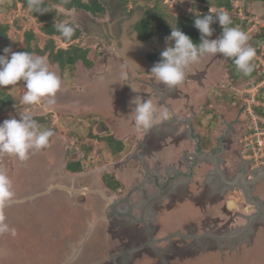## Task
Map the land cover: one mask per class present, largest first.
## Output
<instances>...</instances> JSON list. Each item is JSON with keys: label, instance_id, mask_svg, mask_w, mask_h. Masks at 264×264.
Instances as JSON below:
<instances>
[{"label": "rangeland", "instance_id": "1", "mask_svg": "<svg viewBox=\"0 0 264 264\" xmlns=\"http://www.w3.org/2000/svg\"><path fill=\"white\" fill-rule=\"evenodd\" d=\"M160 1L127 0L129 10L125 13L123 22L138 15L137 10H144L145 13L149 11L148 16L151 14L150 11L153 14L157 5L162 4ZM231 1L232 9L228 11L232 22L237 23L233 27H239L248 35L250 45L253 33L261 29L260 26L252 27L250 22L255 19L264 20V3L256 0ZM0 2L2 3L0 25L10 26L8 35L11 37L9 41L13 47L9 48L15 52V46H20L24 33L32 28L38 31L39 25L30 10L23 9L21 4L13 8L14 0ZM191 4L190 1L184 0L163 1L166 11L174 15L183 13L192 16L204 12V6ZM132 26L135 24L130 27ZM217 27L222 29L218 22ZM83 34L87 41L83 40L85 43L80 41L79 45L91 52L88 59L93 63V68L86 71L87 67L83 62L66 71L49 65L62 82L61 89L54 97L55 104L46 109L44 107L46 100H43L40 105H30L23 110L11 111L4 118L6 120L14 117L19 120V113H24L25 110L31 116L49 115L50 122L46 128L55 127L56 136L49 142L47 148L30 151L25 161L8 154H0V172L9 177L11 191L14 193L11 200L0 205V216H3V222L9 229L16 230L15 236L11 231L0 233V264H264V198L262 204L260 202L262 206L258 202L259 207L253 210V214L249 208L244 216L246 220L243 221L241 218L236 222L235 205L233 207L229 205L224 210L225 201H232L233 198L240 201L241 214L245 213L244 208L251 206L245 200L246 195L242 194L241 189L247 190L243 187L245 185L238 183L239 189L231 185L235 184L236 179L234 174L230 177L232 173L228 175L225 183L218 175L207 180L203 176L205 172H200V178L197 180L199 183L196 185L194 181L191 184L188 179L190 172L186 166H181V163L185 162L181 161L183 156L179 155L171 157L175 162L174 167H171L177 168V174L170 172L169 167H166L164 171L153 168L154 172L150 176V168L146 163H144L146 167H143L138 161L144 159L145 152L149 153L147 149L143 150V154L139 153L141 156L136 157L128 153L121 161L112 163L109 156L103 155V150H99L100 154H92L85 161L83 174L66 173V164L76 155L75 153H78L75 150L68 154V150L82 144L90 143L93 146V140L89 138L95 134L100 138L105 135L92 130L96 126V118L106 122L110 116L109 110H113L110 119L119 117V120H122V115L115 112V102L121 97L125 84L126 87L131 86L128 91L129 99L136 96L145 98L148 93L153 96L155 88L158 91L160 89L159 94H163L167 87L150 73L138 75L120 58L107 39L95 37L85 30ZM5 46L8 48L7 44ZM258 47L254 49L259 56L261 51ZM192 78L199 79L201 84ZM91 82L94 83L89 85ZM239 87L230 79L225 59L217 55L203 57L199 63L191 65L186 70L184 81L174 88H182L187 96L191 92L189 99L188 97L180 99L178 101L180 104L177 102L180 107L182 106L179 110L181 115H195L199 109L200 113H203L206 107L217 109L220 115L221 109L225 114L224 120L230 123L231 112L233 110L237 112L236 108L240 107L238 103L240 97L235 92L242 91L238 89ZM21 89L23 95L26 90L23 87ZM206 116L212 117L209 112ZM206 119L205 122H208ZM130 120L122 121L121 125L129 123ZM105 126L108 127L109 124ZM132 126L133 128L129 126L131 128L129 132H137V128L134 129L135 125ZM181 128L182 132L176 135H181L187 126L182 125ZM223 128H227L225 131L228 130L227 125ZM208 129L211 128L208 126ZM118 132L122 134L125 131ZM226 133L228 136V131ZM140 143L136 145L139 146ZM134 146L130 145L129 149L132 150ZM94 147L95 153L100 147L97 145ZM240 149L239 146V151ZM169 151L173 153L171 149ZM183 152L182 147H177L176 155ZM184 158L188 161L190 159L187 155H184ZM243 163L241 161V166ZM188 164L190 166L191 161L186 163ZM101 167L104 169L101 170ZM241 171V169L237 171L239 176L243 173ZM248 171L251 173L247 169L244 172L245 176H248ZM251 174L253 179L257 175L256 172ZM104 175L126 179L130 194L127 191L123 196H113L105 191L102 181ZM154 176L157 181L151 179L146 183L148 178ZM179 178H184V181ZM142 181L147 186L140 189ZM82 183L88 184L89 189L104 191L107 197L113 198V201L109 204L99 195H75L63 190L40 195L56 185L79 188L83 186ZM260 185L264 186V182ZM231 188H233L231 191L237 192L236 195L227 194L226 200L220 205H213L214 202H211L205 208L201 205L202 210L199 205H194V202L199 203L198 200L202 197L218 202L219 193ZM133 190L138 191L129 200L127 195L130 196ZM261 192L264 195V188L256 192L254 197H258ZM184 193L189 194L187 199L182 197ZM251 195L253 196V193ZM125 196L129 201L124 204L122 202ZM30 197L35 198L21 202ZM176 200L180 201L173 207L172 204ZM253 215L262 218L252 220ZM245 230H247L245 235L241 234L240 239L232 238L233 233H244ZM250 232L252 236L249 235Z\"/></svg>", "mask_w": 264, "mask_h": 264}, {"label": "clouds", "instance_id": "2", "mask_svg": "<svg viewBox=\"0 0 264 264\" xmlns=\"http://www.w3.org/2000/svg\"><path fill=\"white\" fill-rule=\"evenodd\" d=\"M27 7L39 14L48 12L42 0H27ZM217 22L222 27V34L216 39H210L213 36L212 25ZM232 23L230 15L224 10L214 12L210 8L208 14L195 13L194 27L200 33L199 43L194 42L179 27L172 26L171 34L166 40L174 44L161 52V59L151 68L150 74L172 89L184 81L186 70L199 63L201 58L221 55L223 58H233L237 70L246 76L250 75L254 70L251 61L256 56V50L248 44V35L239 27L231 26ZM54 28L65 40H70L74 34V28L64 22L54 23ZM3 52L0 55V87L14 86L23 81L26 91L21 97L22 104L40 105L46 100V109L54 105V97L61 89L62 82L50 69L46 58L27 51L13 52L11 48H5ZM129 63L136 71L143 72L141 66L135 62ZM130 107L128 118L134 121L138 130H148L161 120L170 118L166 108L158 111L151 97L145 99L136 96L130 101ZM19 115V120L13 117L0 123V154H8L25 161L30 151H40L49 146L54 131L41 129L26 110ZM13 196L11 180L4 172H0V205L11 200ZM3 220V216H0V233L11 231L15 236L16 230L9 229Z\"/></svg>", "mask_w": 264, "mask_h": 264}, {"label": "crops", "instance_id": "3", "mask_svg": "<svg viewBox=\"0 0 264 264\" xmlns=\"http://www.w3.org/2000/svg\"><path fill=\"white\" fill-rule=\"evenodd\" d=\"M19 4H17V6ZM71 14H72V12H71ZM34 19L36 21V18H34ZM102 22H104V21H102ZM105 22L106 23H104L105 25L103 24L102 29L105 30V31L108 29V34L110 35L109 25H111V31H112L113 24L112 23L109 24L110 21H107V20ZM36 23H37V21H36ZM37 25H39V24L37 23ZM133 29H135V30H133V32H135L136 31V27H134ZM30 30H32L41 39H44L45 40L47 38V35L43 34L40 31V28H39L38 31L35 30V29H33V28L32 29H29V31ZM119 30H120V28H119ZM112 33H113V35H116V34H114L113 31H112ZM120 33H121V30H120ZM91 34L93 36H95V37L96 36H99V35H96L95 32L94 33H91ZM129 34H131V33H129ZM119 37H120V35H119ZM138 37H139V33H138ZM156 37H159V36H156ZM8 38H9V40H11V37L9 35H8ZM101 38H103V37H101ZM154 39H155V37H154ZM154 39L151 40V41H148V40H146V41H148L150 43H153L154 42ZM83 40H86L87 41V37H85V35H82L78 40L74 41L75 43L72 42V44L73 43L74 44H80V41H82V43H85L86 41H83ZM55 41H56L57 47L58 48H62V49H67L70 45H72V44H66V43H64L58 37L55 38ZM113 42H114V40H113ZM20 43L21 44H20L19 47H17V45L15 46V48H16L15 51L21 47L23 41L20 42ZM159 43L161 44V46H164L163 45L164 43L161 41L160 37H159ZM42 48H43V46H42ZM161 49H162V47L157 48V49H152V50H159V51H161ZM152 50H151V52H152ZM89 54H91V52ZM45 58H46L48 64L51 67H58V69H59V66L57 64H54L53 65V64L49 63L47 57H45ZM125 63L127 64V62H125ZM76 66H77V64L75 66H73V67H76ZM130 68L133 69L132 67H130ZM85 70L87 71L88 68H85ZM133 71H135V70L133 69ZM137 74H139V73H137ZM192 79H193V81H197L198 83L201 84V81L199 79H197V80L195 78H192ZM94 82H96V81H94ZM94 82H91L89 85H91ZM78 85H79V83H78ZM79 86H81V85H79ZM124 86L125 87H124L123 91H125L126 96L128 95L130 97V94L128 93V91H129V87H131V86H127L126 87V84ZM245 86L246 85H242L238 89H242L243 90L245 88ZM87 87H90V86L87 85ZM162 90L163 89H161V91ZM159 91H160V89H159ZM159 91L157 90V88H155L154 89V92H153V96L150 95L151 93H148L147 95H145V99H146V97L148 98V97H151L152 96V98H154V99H152L153 100V103L157 107L158 111H163V109L166 108L169 111L170 118L168 120H161L158 124L154 125L152 128H150L148 130H143V129H139L138 130L137 129L138 130L137 132H132V133L129 132V129L133 128V126H132V125H134V121L133 120H130L129 119L130 122L127 123V124H125V125H121V122L122 121H119L120 122L119 125H121L123 127H122V129H118V131L119 130L120 131L121 130L122 131H125V132H122V134L120 133V136L122 137V140H123L122 143H123V146L124 147L120 145V147H122L123 150L121 149V152H119L117 154V155H119V158H117V159L114 158L113 159L114 155H116V154H113L112 151L109 150L107 146L100 145L101 143L98 144V143H94L93 142V144H97V146H99L100 148L101 147H102V149L104 148L103 149V155L104 154H107L109 156V160H110L111 163L112 162L121 161L124 156H127L128 155V153H130L132 156L135 155L136 157L141 156L140 154H143V150L144 149H147V151L149 153L145 152L143 154L144 159L143 160L138 159V161H140L141 164H143L142 165L143 167H146L144 165V163H146V165L150 168V176L154 172V169L160 170V171H164L166 167H169L168 170L170 172H172L174 174H177L178 173L177 172V168L175 169V168H172L171 167V166L174 167L173 164H175L174 160L172 161L171 157L172 156H179L180 155L181 157L183 156L182 159H181V161L182 162H185V163H181V166H186L188 168V171L190 172L188 179L191 181V184L194 181L196 182V185H197V183H199V181H197V180H198V178H200V176H199V173L200 172H205L203 174V176L207 180L214 179L215 178L214 176H217L218 175V176L221 177L220 178L221 181H223V182L226 183L225 180L228 179V175H230L231 173L232 174L230 175V177L231 176L233 177V174H234L235 175V178L237 179V177L239 176V174H237V171H239V168H241V170H242L241 172H243V176L239 177V179H237V180L235 179V181H236L235 184H232V185H234L233 188H238L239 187V184L238 183H243L244 184L243 181L246 182V181L253 180V178H252L253 175L251 173H253V172L255 173V168H251L250 165H249V163L247 161H245L244 158H243L244 150H243V146L241 144V141H242L243 137L246 136L248 134V132H249V120H248V117L246 115V112L244 111V107H243L244 104L242 102V97L239 94V90L238 91L235 90V92L238 93L237 96L240 97L238 99V103L240 104V107H238V109L236 108L237 112H235V110H233V112H231L232 117H231L230 120H232V121L230 123H228L226 120H224V119H226L225 118V114H223V112H221V109H220V115H218L219 112L216 111L217 109L216 110L215 109L213 110V109H209L208 107H206V109H205V111L203 113H200L199 112L200 113L198 115L199 124H197L195 122V125H193L191 127H189V126L192 125V123H193L192 120L194 119V116L196 115V113L198 111L195 113V115L184 116V115H181V112L179 111L182 106L180 107V105H178V103H179L178 101L180 99H186L187 97L189 99L190 96H191V92L187 96L186 93L183 91L182 88L181 89H179V88L178 89L177 88L169 89L168 87H166L165 90H163V94H161V93L159 94L158 93ZM131 99H129V100L131 101ZM93 101H95V99H93ZM207 105H208V103H207ZM161 106H163V107H161ZM186 108L189 109V107H186ZM199 111H200V109H199ZM208 112L211 113V116L212 117L206 116V113H208ZM109 113H110V110H109ZM110 116H111V113H110ZM206 118L209 120L208 122H205V119ZM241 121H242V123L240 124ZM206 123L208 124L209 128H211L210 130L208 129V126H205V127L203 126ZM182 125H184L185 127L187 126V128H185L184 132L181 135L180 134L179 135H176V134L182 132L181 131L182 130V128H181ZM224 125H227V127H228V130H227L228 131V136H227V133H226L227 131H225L227 128H225V129L223 128ZM241 125H242V127H241ZM229 128H230V130H229ZM134 129H136V127ZM198 129H200V130H198ZM241 131H244V132H241ZM192 134H195V135L199 134V135H201L200 138H197V142L199 141V143L201 145H203V148H204L203 152H201V153H195V152H193V146H194L193 141H190V140L187 141V137H190V135H192ZM181 136L183 138H181ZM127 138H135L136 139V142L134 144L135 146H134V148L132 150L129 149V146L130 145L126 141ZM217 141H220L219 142L220 145H221L220 146V148H221L220 151L218 153L210 152L212 150V148H214L215 146H217L216 145L217 144ZM139 142H141L139 144V146L136 145V143H139ZM149 143H152V144H149ZM141 146H142V148H141ZM187 146H189V148ZM239 146L241 148L240 151H239ZM177 147H182L184 149V152L182 154L177 153V155H176ZM76 148H78V147H76ZM78 149H79L77 151L78 153H75V154H80L81 153V148H78ZM169 149H171L173 153H170ZM105 150H106V152H104ZM97 152L98 151H95V153H93V154H97ZM180 152H182V151H180ZM183 154L184 155H187L190 158L189 161L184 158V155ZM234 155H235V157H234ZM99 161H100V159L97 160V162H99ZM190 161H191V165L190 166H189V164L186 165V163H189ZM241 161L244 162L242 166H241ZM147 162H148V164H147ZM183 164H185V165H183ZM98 168H100V167H98ZM103 169H104V167H101V170H103ZM151 169H153V170H151ZM247 169L250 170L251 173H249V171H248V176L246 175L247 176V178H246L244 172ZM258 170L259 171H263L264 169H258ZM80 174H83V173H80ZM108 174H109V172H108ZM111 176H113V175H111ZM181 177H183V176H181ZM114 178L117 181L120 182L121 186L123 187V192L121 194H116V193L112 192L111 190L107 189L105 187V185L103 184L104 189H106L105 191L111 193V195H113V196H123V194L125 192H127V191L130 194L129 189H128V184L126 183V179H122V178L121 179L120 178L118 179V177H115V176H114ZM151 179H153L154 181L155 180L157 181V178L154 176V177L148 178L146 180V183L149 182ZM181 179H182V181H184L183 180L184 178H179V180H181ZM262 180H263L262 182L260 181L254 187H251L252 188V193H253V191H254V193L259 192V191L262 190V188H264V186H261L260 185L261 183L263 184V182H264V179H262ZM146 183H143V181H142L141 186H139V188L140 189H143V187L147 186ZM133 186H132V189L135 187V186L134 187ZM243 187H245V186H243ZM68 188H73V189H81L82 188V189L98 190V191H100L99 189H89L88 184H86V183H84L83 186H81L79 188H74V187H68ZM233 188H231L230 190L227 189L225 191L222 190L219 193V197L220 198L218 197V202L212 201L210 199H207L206 197H202V198H200V200H198L199 203L194 202L195 203L194 205H196V206L199 205V208L201 210L203 209L201 205H203L204 208H205L208 204H211V202H214L213 205L214 204L220 205L222 203V201L226 200L227 194L228 195H230V194H235L236 195V193H237L236 191H231ZM258 189H260V190H258ZM241 190H242V194L244 193L246 195L245 200H247V202L249 203V205L251 207L248 206V207L244 208L245 209V213L241 214L239 212L242 209L241 208L242 205H241L240 201L238 202L236 200V198H233V200L231 199L234 202V204H235L234 207H236V210L238 212L237 213L235 211L236 214L234 215V217H235L234 219H235L236 222H238L241 218L243 219V221L246 220L244 216H245V214L248 213L247 212L248 209L250 208L249 211H251V214H253V210L254 209H257L259 207L258 202H259V204H260V202L262 204V202H263L262 200L264 198V195L262 194V192L258 195V197H255L254 199H252L253 196L251 195V193L250 194H247L248 191L246 189H241ZM63 191H67V190H63ZM137 191L138 190H133V191H131V195L130 196L127 195L128 198H129V200H131L130 198H132L134 196L133 194H136ZM67 192H69V191H67ZM100 192H102V191H100ZM69 193H72V192H69ZM102 193H104L105 196H107L104 191ZM72 194H74V193H72ZM75 195H83V194H75ZM87 195H99V194H87ZM188 195L189 194L185 195V193H184L182 195V197L184 199H187V196ZM83 196H86V195H83ZM99 196H101V195H99ZM109 198H111L112 201H113V198L112 197H109ZM128 201H127V197L125 196V199H124V201L122 203L125 204ZM179 201L180 200H178V201L176 200L172 204L173 207ZM195 201H197V199ZM225 202L226 203L224 205V210H226L229 207V202L230 201L228 200V201H225ZM260 214L261 213H259V215ZM259 215H253V217L251 219L254 220V219H260V217L262 218V216H259ZM246 231L247 230H245L244 233L243 232L233 233L231 236L234 239H236V238L240 239L241 238V234H242V236L245 235ZM255 231H256V229H255ZM249 235L252 236L253 235L252 232H250Z\"/></svg>", "mask_w": 264, "mask_h": 264}, {"label": "trees", "instance_id": "4", "mask_svg": "<svg viewBox=\"0 0 264 264\" xmlns=\"http://www.w3.org/2000/svg\"><path fill=\"white\" fill-rule=\"evenodd\" d=\"M5 0H3L4 2ZM163 1L161 0V5H157L152 11H150V15L148 16V12L146 15L139 21L137 25V31L139 33V38L142 40L151 41L154 37L159 36L161 41L166 45H173L174 42L167 41L166 38L170 36L173 27H179L181 31H183L186 35L193 39L194 42L199 43L200 33L194 27V19L195 15L188 16L183 13L174 15L172 13H168L166 9L163 7ZM190 1L193 5L195 3L204 5V12L202 14H208L209 8H225L226 10L232 9V1L231 0H185ZM264 3V0H256ZM21 4L23 9H28L27 0H14L13 8L17 7V4ZM42 4L45 8L48 9V12L44 14L31 12V15L36 18L37 23L39 24L40 31L47 35V38L41 39L36 35L32 30L27 31L24 35V40L19 49L15 52H29L31 54L47 57L49 63L57 64L59 69L62 71H66L67 69L75 66L76 64L83 62L88 69L93 68V63H91L88 59L89 49L82 47L79 44H74L76 40H78L83 34V30L91 33H96L99 35L103 33V24L106 23V18L108 16V12L113 9L112 0H42ZM122 4L125 6L126 13H128V4L127 0H122ZM191 4V5H192ZM0 6L2 3L0 2ZM72 12V14H71ZM126 15H121L119 20L124 19ZM104 21V22H102ZM64 22L74 28V34L70 40H65L64 37L54 28V23ZM241 24V23H240ZM105 25V24H104ZM237 25L232 24L231 26ZM17 28L20 26L16 25ZM118 26V24H117ZM244 27V23H242ZM101 27V28H100ZM10 26H1L0 25V55H3V50L7 48L5 44L9 47H13V44L9 41L8 38V30ZM213 28V36L210 39H215V36L218 37L222 34V29L217 27V23L212 25ZM262 31V32H261ZM215 35V36H214ZM61 39L66 44H72L67 49L58 48L56 45L55 38ZM264 44V28H261L259 31L253 33L252 41L250 46L253 48H260ZM43 45V48H42ZM161 59V55L154 54L152 57L153 66L159 62ZM226 62V68L230 75V79L233 81L234 85L242 86L249 85L253 83H257L264 78V68L260 67L257 61L253 60L251 63L254 66V70L250 75H244L239 72L233 63V58H224ZM21 87H24L23 81L19 82L17 85L9 86L6 88L0 87V122L4 120L5 117L11 111L23 110L30 105H24L21 103ZM15 89V90H14ZM37 122L41 129L43 127L46 128L47 123L50 122L49 115H37L32 116ZM55 127H52L51 130L54 131V136L50 138V141L56 136ZM47 129V128H46ZM93 144V143H92ZM88 145V146H87ZM82 144L80 146L81 153L72 156L71 160L66 164L65 171L68 174H80L85 170V161L89 159L94 153L95 147L89 144ZM113 147V145H111ZM103 150L101 148L98 149L100 154ZM121 152V149L117 147L116 149H112V153L114 155L113 159L119 158L117 155ZM102 181L105 187L116 194H121L123 192V187L120 182L117 181L111 175H104Z\"/></svg>", "mask_w": 264, "mask_h": 264}, {"label": "flooded vegetation", "instance_id": "5", "mask_svg": "<svg viewBox=\"0 0 264 264\" xmlns=\"http://www.w3.org/2000/svg\"><path fill=\"white\" fill-rule=\"evenodd\" d=\"M112 2H113V9H111V11L108 12L109 14H108L106 20L108 21L110 19V23L109 22L108 23L109 24H111V23L113 24L112 31L114 32V34H116L117 37H119V35H120V30H119L120 26L119 25H121V23L123 22V19L122 20H119V18H115V17H120L121 15L122 16L123 15H126L125 14L126 13V10H125V6L122 4V0H112ZM136 13L138 14L139 19H138L137 23L135 24V26H132V27H130L128 29V31H127L128 33H132L133 30H135L133 28L134 27L137 28V25H138L139 21L146 15V13H145L144 10H140V11L137 10ZM117 24H118V26H117ZM102 31H103V33L99 34L98 37L101 36V37H103L102 39H107L112 44L113 43V39L108 34V29L106 31L105 30H102ZM136 31H137V29H136ZM163 45H164V49H161V51H159V50H152V52L149 54V58L151 60H152V57H153L154 54L159 55V54H161L162 51L165 50V48L167 46L165 44H163ZM150 70L148 72L144 73V74L148 75L150 73ZM138 75H143V74H138ZM131 107H134V105L131 106ZM131 107H130L129 96L128 95L126 96L125 91H123L121 97L115 102V112H119V114L122 115V117H121L122 120L121 121L129 120L128 115L130 113L129 111H131ZM112 111L110 110V113ZM199 112L200 111H198L196 113V115L194 116V119L192 120L193 123L189 127L195 125V122L197 124H199V121H198ZM110 118L111 117H108L107 118L108 120H106V122L105 121L98 120V118H96L95 119L96 120V123H95L96 126L92 130L94 132L95 131L100 132V133L102 132L105 135L104 136H101V138H100V137H96L95 136L96 134H95L94 136H92L89 139H92L94 143H98V144L101 143L100 145L107 146L108 149L111 150V151H112V149H116L117 150V147H119L120 149H122V147H120V145L123 146V143H122L123 140H122V137L120 136V134L118 133V129H122V127H123V126L119 125V123H120L119 122L120 121L119 119L120 118L119 117H113V119H110ZM106 124H109V126L106 127L105 126ZM200 136L201 135H199V134H197V135L192 134V135H190V137H187V141H189V140L190 141H193V143H194L193 152H195V153H201L204 150L203 145H201L199 143V141L197 142V138H200ZM181 138H183V137L181 136ZM126 141H127V143L129 145H132V144H135L136 139L135 138H127ZM219 142L220 141H217V144H216L217 146H215L214 148H212V150L210 152L218 153L220 151V149H221L220 146L221 145H220ZM94 145H97V144H94ZM111 145H113V147H111ZM78 148H80V146ZM78 148H72L71 151L72 150L73 151H75V150L78 151L79 150ZM240 169L241 168H239V170ZM254 194L255 193L253 191V198H255L254 197Z\"/></svg>", "mask_w": 264, "mask_h": 264}, {"label": "built area", "instance_id": "6", "mask_svg": "<svg viewBox=\"0 0 264 264\" xmlns=\"http://www.w3.org/2000/svg\"><path fill=\"white\" fill-rule=\"evenodd\" d=\"M197 6L203 7L204 5L197 4ZM210 8L214 12L224 10L228 14L230 13L225 8ZM250 23L252 27L264 28V20L255 19ZM258 50L261 53L259 56L256 55L254 60L258 62L260 67L264 68V46ZM239 94L242 97L244 111L249 120V132L241 141L244 150L243 158L251 168L264 169V78L257 83L246 85L242 91H239Z\"/></svg>", "mask_w": 264, "mask_h": 264}, {"label": "water", "instance_id": "7", "mask_svg": "<svg viewBox=\"0 0 264 264\" xmlns=\"http://www.w3.org/2000/svg\"><path fill=\"white\" fill-rule=\"evenodd\" d=\"M138 19H139L138 15H134V17L131 20H126V21L122 22L120 25V30H121L120 37L113 35V33L111 31V25H109V29H110V35H111L112 39L114 40L113 46H114L115 50L117 51V53L120 55V57L125 62H127V64L130 67H132V66L130 65L129 61L135 62L136 64L141 66V68L143 69L142 73L136 71L133 67L132 68L137 73L144 74V73L148 72L151 69V67L153 66V61L151 59H149V54H150L151 50L157 49L160 47H162V49H164V46H161V44L159 43V37H155L154 42L150 43L146 40H141L138 37L137 31H135L131 34H129L127 32L131 25L136 24ZM70 152H71V150H69L67 153L69 154ZM255 172L257 173V175L254 177L253 180L246 181V182L243 181L245 184V187L247 188L248 194L252 193L251 187H254L260 180L264 179V171L259 172L257 169H255ZM242 174H240V176H238L237 179H239V177L243 176ZM55 190H67V191L72 192L74 194H83V195L99 194L109 203L112 202L111 198L105 196L104 193H102L98 190H88V189H82V188L81 189H73V188H68V187L60 186V185L53 186L50 189H48L46 192L41 193L40 195L41 196L47 195V194H50L52 191H55ZM33 198H35V197L26 198L25 200H23L21 202H25V201H27L29 199H33ZM16 202H18V201H16ZM16 202H13V203H16ZM231 204L235 205L233 201L229 202V205H231Z\"/></svg>", "mask_w": 264, "mask_h": 264}, {"label": "bare ground", "instance_id": "8", "mask_svg": "<svg viewBox=\"0 0 264 264\" xmlns=\"http://www.w3.org/2000/svg\"><path fill=\"white\" fill-rule=\"evenodd\" d=\"M230 206H231V207H233L234 205H233V204H231Z\"/></svg>", "mask_w": 264, "mask_h": 264}]
</instances>
